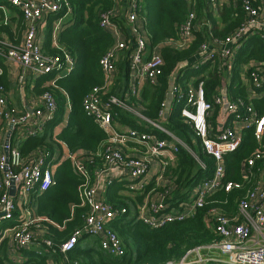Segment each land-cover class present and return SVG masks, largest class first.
Listing matches in <instances>:
<instances>
[{
  "label": "built area",
  "instance_id": "obj_1",
  "mask_svg": "<svg viewBox=\"0 0 264 264\" xmlns=\"http://www.w3.org/2000/svg\"><path fill=\"white\" fill-rule=\"evenodd\" d=\"M0 1L17 8L26 22V30L19 45H13L5 35H0V58L5 63L22 68L17 79L19 88L24 87L28 74L36 78L55 71H58L59 76L68 74L75 64L74 59L67 53L61 57L45 55L40 33L48 16L65 11L66 17L70 14V5L62 0ZM114 2L113 11L100 14V27L113 39L111 48L101 60L104 84L90 91L83 101L87 116L109 135L101 152L104 167L95 173L92 185L87 180L80 188V197L89 209L83 227L59 246L47 237L46 223L49 221L36 214L37 198L53 185L58 162H55L52 152L46 149H37L27 155H23L20 150L23 141L41 136L46 124L54 120L58 111L57 102L52 94L45 93L33 97L27 108L20 109L10 103L7 92L0 87V243L7 242L9 260L14 263L23 262L22 254L34 246H45L63 257L59 264H77L69 261L68 254L86 236L95 238L100 248L108 254L122 257L125 254L122 241L110 228L119 213L106 203L103 195L105 187L115 179H112V175L116 174L120 181H126L130 190H142L153 181L157 187H163L164 174L176 160L178 146L188 149L175 133L156 123L150 122L169 139H160L158 135L128 127L119 128L112 112L115 108L130 111L128 101L138 93L142 81L157 84L164 66V48L178 51L190 48L197 39V33L204 26L209 27L210 23L198 20L196 0H186L188 15L177 28L178 38L152 47L146 19L141 15L143 0ZM209 2L215 8L216 16L221 0ZM0 9L4 11L5 6L0 4ZM243 9L246 13L243 25L224 40H205L195 58L194 68L210 63L222 73L223 85L216 89L212 99H207L203 80L198 85L189 84L186 91L176 83L172 84L173 101L177 98L184 102L181 115L191 126L203 152L214 160V170L210 179L194 188L190 201L180 204L179 208L170 210L168 204L158 202L169 196L171 189L159 196H148L138 208L137 218L152 229L184 221L197 210L204 209L217 192H231L237 187L224 182V161L226 155L238 150L246 129H254L257 141L264 148V115L259 116L252 105L253 100L264 95V62L251 61L244 66L241 81L248 95V104L241 99L231 100L225 89L233 81L238 52L251 37L264 39V0H244ZM120 20H124L126 28ZM129 49V90L122 98L109 95L116 84L118 63ZM164 115L165 108L161 112V116ZM129 143H136L144 147L145 151L140 156L130 155L127 152ZM190 153L198 160L194 152ZM261 157L257 154L249 162V167H253L257 159L264 158ZM68 159L88 179L85 162H92L93 158L70 153ZM153 163L158 164L156 172ZM200 165L206 169L203 163L200 162ZM248 176L250 174L246 171L244 177ZM12 188L15 189L14 195H11ZM205 223L215 233L217 240L189 250L182 259L166 264H264V164L259 170L255 188L240 201L237 214L230 217L220 208H211L207 211ZM213 252H219L227 259H220Z\"/></svg>",
  "mask_w": 264,
  "mask_h": 264
},
{
  "label": "trees",
  "instance_id": "obj_2",
  "mask_svg": "<svg viewBox=\"0 0 264 264\" xmlns=\"http://www.w3.org/2000/svg\"><path fill=\"white\" fill-rule=\"evenodd\" d=\"M196 1L198 20L205 24L209 22L210 26H204L197 33L196 41L186 50L164 48L162 50L164 66L157 84L146 81L140 91L138 89V93L130 97L128 106L131 112L117 108L112 112L114 120L119 125H127L142 133L158 135L160 139H169L150 122L156 123L178 135L189 150L178 146L176 160L167 167L164 174L163 187H157L154 181L142 190H130L126 186L127 182L120 180L109 185L105 201L119 213L111 222L110 228L122 241L125 250L122 257L108 254L100 248L98 241L87 246L83 238L68 254L71 263L166 264L169 261H178L189 250L217 240L215 233L205 223L209 209L217 207L227 216L234 217L240 201L255 188L259 170L264 164V148L257 141L254 129L249 128L244 131L238 150L225 157L224 182L237 185L231 192L225 190L217 192L208 200L207 206L197 210L192 217L184 221L167 223L161 228L152 229L137 218L138 208L144 204L148 196H159L171 189L170 195L165 199H159L158 202L168 204L170 210L179 208L180 204L190 201L194 188L210 179L213 174L214 160L203 152L191 126L181 115L184 102L175 98L166 118L161 116V112L165 108L170 84L174 82L186 91L191 76L200 72L201 77L195 84L198 85L199 81L203 80L207 99H212L216 89L223 85L222 73L210 63L198 69L194 68L195 58L205 40L209 38L224 40L241 27L246 20V13L243 9L244 0L235 2L231 0L230 4L225 6L218 4L217 17L214 16L215 8L209 0ZM62 2L70 5L72 18L58 35V47H54V23L65 17V11L51 15L46 25L43 51L47 56L61 57L63 53H67L74 59L75 64L72 70L62 77L58 78V71H55L41 76L36 82L33 94L36 97L45 93L52 94L57 102L58 111L54 120L46 124L41 136L29 137L20 144L23 155L37 149L52 152L50 143L54 139V130L62 125L67 117V125L56 139L66 144L71 154L79 153L93 158L92 162H85L89 173L88 179L76 170L71 160L63 161L55 172L53 185L37 198V214L49 221L46 224L47 237L57 246L66 242L83 227L89 209L83 204L80 188L87 180L92 185L95 173L104 167L99 147L109 139V135L87 116L83 101L90 91L104 84L101 60L111 48L113 39L100 27V14L111 12L115 8L114 0H62ZM2 5L7 6L11 14L7 15L0 9V35H5L13 45H19L26 30L25 19L17 8L5 2ZM141 15L146 19L151 46L155 47L178 38L177 28L187 18L188 4L186 0H143ZM120 23L125 26L124 20H120ZM130 53L129 49L120 59L116 85L109 95L122 98L128 92ZM251 61L264 62V39L251 37L238 52L233 81L225 88L227 96L233 101L241 99L246 104L249 103L241 74L244 66ZM0 69V87L7 92L12 84L1 58ZM27 87L29 89V86ZM252 105L259 116L264 115V95L253 100ZM190 151L196 154L198 160ZM257 154L263 159H257L255 165L249 167V162L255 159ZM200 162L206 169L202 168ZM246 171L250 174L247 178L244 177ZM127 192L137 195L132 198L126 195ZM40 249L24 252V261L14 263L9 260L7 242L3 241L0 243V264H48L52 251L45 246H41ZM54 256L62 257L60 254Z\"/></svg>",
  "mask_w": 264,
  "mask_h": 264
},
{
  "label": "crops",
  "instance_id": "obj_3",
  "mask_svg": "<svg viewBox=\"0 0 264 264\" xmlns=\"http://www.w3.org/2000/svg\"><path fill=\"white\" fill-rule=\"evenodd\" d=\"M230 1L231 0H221L219 6L229 5L230 4ZM5 3H7V2L5 1ZM0 4H4V1L3 2L0 1ZM4 12L7 15L8 14H11V11L7 8V6H5ZM217 16H218V14L215 17H217ZM50 17L51 16H48L46 18L45 27L42 29V31L40 33V40H41V42H42L43 45H44V39H45L46 25H47V22H48V20H49ZM71 18H72V15L69 14L68 16L64 17L63 19H59L58 21H56L54 23V32H53V40H54L53 41V46L54 47H58V43H57L58 35H59L60 31H62L65 27L68 26ZM124 27L126 28V26H124ZM3 65L7 68L8 78H9L10 83L12 84L11 89L9 91H7L8 99H9L10 103L13 106H15L17 108H20V109L27 108V106L29 105V101L32 100L33 97H36L33 94L32 91L34 89V86H35L36 82L39 80V78H36L32 74H28L27 75V79H26V83H25L24 87L22 89H20L19 88V84L17 82V79H18L19 75L22 72L21 66L20 65H16V64H11V63H5L4 60H3ZM118 65H119V63H118ZM195 65H196V63H195ZM117 72H118V66H117ZM117 76H118V73H117ZM59 77H62V76H58V78ZM116 80H117V78H116ZM145 82L146 81H142L140 83V85H139V91H140V88H142V86L145 84ZM172 84H174V82H172L170 84V86ZM27 86H29V89H28ZM138 96H139V94H138ZM117 97H120V96H117ZM69 109H70V106L68 105V110ZM169 112H170V110H169ZM116 123H117V125L119 124L118 122H116ZM66 125H67V117H66L64 123L62 125H60L59 127H57L54 130V139L50 143L51 148L53 149L52 150V155L54 156L55 162H58L57 163L58 164L57 168L59 167V165L63 161L67 160V157L70 154V151H69L68 147L66 146V144H64L63 142H61V141H59V140L56 139V136L62 132V130L64 129V127ZM120 127H126V128L128 127V128H131V127L127 126V125H123V126L122 125H119V128ZM106 143H107V141L104 142V143H102L101 146L99 147V150L101 152L103 151ZM144 151H145V148L142 147V146H139L137 144H129L127 146V152H128V154L133 155V156H140V155H142V153ZM77 155H80V154L78 153ZM167 155H168V153L166 154V156ZM166 159H167V157H166ZM57 168H56V170H57ZM153 169H154V172L157 171V169H158V164L157 163H153ZM112 179H114L112 181V183H113V182L119 180V177L116 174H113L112 175ZM108 187H109V185L107 187H105V190H104V193H103L104 198H105V194H106V191H107ZM39 217H41V216H39ZM84 238H85V243L84 244L87 245V246H91V245H93V243H95L97 241L95 238L89 237V236H86ZM31 250L40 251L41 249L38 248V246H34ZM51 253H50V257L48 259V264H59V262H61V260H63L62 257L57 258L56 256H54L55 254L53 252H51ZM22 256H23V259H25V255L22 254Z\"/></svg>",
  "mask_w": 264,
  "mask_h": 264
},
{
  "label": "rangeland",
  "instance_id": "obj_4",
  "mask_svg": "<svg viewBox=\"0 0 264 264\" xmlns=\"http://www.w3.org/2000/svg\"><path fill=\"white\" fill-rule=\"evenodd\" d=\"M201 77V72L200 73H198V74H194V75H192L191 76V82H190V84L192 85V84H195V82L199 79ZM136 113H138V112H136ZM183 142V141H182ZM143 155H146V153H144ZM126 195L127 196H130V197H135L137 194H128V192L126 193ZM0 232H1V229H0ZM201 254L202 255H207V253L206 252H201ZM213 255L214 256H216V257H219L220 259H223V260H226L227 259V257L226 256H223L222 254H220L219 252H213Z\"/></svg>",
  "mask_w": 264,
  "mask_h": 264
},
{
  "label": "water",
  "instance_id": "obj_5",
  "mask_svg": "<svg viewBox=\"0 0 264 264\" xmlns=\"http://www.w3.org/2000/svg\"><path fill=\"white\" fill-rule=\"evenodd\" d=\"M172 89H173V86L171 85L169 87V93H168L167 100H166V103H165V115H164L165 118L168 116L169 110H170V108L172 106V103H173ZM14 191H15V189L12 188L11 189V195H14Z\"/></svg>",
  "mask_w": 264,
  "mask_h": 264
}]
</instances>
